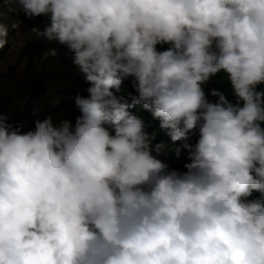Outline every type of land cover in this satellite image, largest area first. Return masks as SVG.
<instances>
[{"label":"clouds","instance_id":"clouds-1","mask_svg":"<svg viewBox=\"0 0 264 264\" xmlns=\"http://www.w3.org/2000/svg\"><path fill=\"white\" fill-rule=\"evenodd\" d=\"M15 43L36 79L0 88V264H264V0H10L0 64Z\"/></svg>","mask_w":264,"mask_h":264},{"label":"trees","instance_id":"trees-1","mask_svg":"<svg viewBox=\"0 0 264 264\" xmlns=\"http://www.w3.org/2000/svg\"><path fill=\"white\" fill-rule=\"evenodd\" d=\"M48 64H51V72H52V77L54 80H59L64 82L65 84L68 85V89L65 94V100L63 103L64 106L59 105V118L61 116L65 118H70L73 119V111L71 110V104L72 101L74 102L73 98L75 94L79 90V79L75 75L74 70L70 67L71 62L70 60L68 61H51V59H48ZM50 65V66H51ZM221 74L217 76L216 82H219L221 84V92H224V95L226 99L229 100V96H227L225 93L228 92L227 88V82H226V77L224 73H218ZM23 96L20 95V98ZM17 101L11 97H6L4 96L3 98L0 99V115L3 114H8V119L12 122L18 121L20 119L19 115V106L16 105ZM16 105V106H15ZM55 119H58L55 117ZM8 120V122H10ZM151 131H153V128H151ZM198 137V134L194 131V134L191 136L190 140L187 141L189 144L194 145L196 143V139ZM183 143L181 141H178L177 144ZM171 157V153H169L168 157Z\"/></svg>","mask_w":264,"mask_h":264},{"label":"rangeland","instance_id":"rangeland-1","mask_svg":"<svg viewBox=\"0 0 264 264\" xmlns=\"http://www.w3.org/2000/svg\"><path fill=\"white\" fill-rule=\"evenodd\" d=\"M8 1L10 0H0V5H4ZM16 44L17 43H15L14 47L11 48L9 50V53L7 54L8 61L5 64H0V79L1 76L4 75V82L0 83V88H8L16 84L18 81L21 82V87L23 88L26 86V84H29L28 80L34 78L30 74L26 77L27 57L23 54V52L21 53L22 50L20 48H16ZM24 44L25 41H23V45ZM38 80L41 81V77H39ZM63 90L64 86L61 83H54L52 88L51 85H47L44 87L41 84L37 96L34 97V101L37 103V107L41 102L42 105L46 106L45 109L47 111H51L52 105L56 101L61 100V93L63 92ZM17 95H19V90L13 89V91L11 92V96L13 97ZM27 99L28 98H26L22 103H25Z\"/></svg>","mask_w":264,"mask_h":264},{"label":"bare ground","instance_id":"bare-ground-1","mask_svg":"<svg viewBox=\"0 0 264 264\" xmlns=\"http://www.w3.org/2000/svg\"><path fill=\"white\" fill-rule=\"evenodd\" d=\"M49 65H51V64H49ZM25 91H27V90H25ZM31 104L33 105V106H31V108H32V107H34V105H36V102H33V103H31ZM40 105H41V102H40ZM37 110H38V113H37V114L41 113V111H39V109H37ZM72 113H74V112H72ZM33 114H34V113H33L32 111H29V114L27 115V116H28V119H31V118L34 116ZM35 115H36V114H35ZM27 116H26V117H27ZM26 117H25V118H26ZM25 118H24V119H25ZM28 119H27V120H28ZM25 128H26V124L22 127V129H25ZM196 140H198V137H197Z\"/></svg>","mask_w":264,"mask_h":264}]
</instances>
